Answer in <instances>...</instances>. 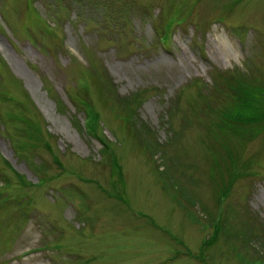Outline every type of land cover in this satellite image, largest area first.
<instances>
[{
  "label": "rangeland",
  "instance_id": "1",
  "mask_svg": "<svg viewBox=\"0 0 264 264\" xmlns=\"http://www.w3.org/2000/svg\"><path fill=\"white\" fill-rule=\"evenodd\" d=\"M233 70L264 87V0H0V264H264Z\"/></svg>",
  "mask_w": 264,
  "mask_h": 264
},
{
  "label": "trees",
  "instance_id": "2",
  "mask_svg": "<svg viewBox=\"0 0 264 264\" xmlns=\"http://www.w3.org/2000/svg\"><path fill=\"white\" fill-rule=\"evenodd\" d=\"M255 86L262 87L254 83L250 77H245L244 74L240 75L239 71L233 70L228 75L227 82H224L222 86H218L215 90L221 93V96L225 95L232 100L231 103L233 105L231 104L223 110L218 109L221 120L216 122V124L219 129L225 131L228 137L234 138L235 147L240 144L238 141L239 139L250 140L252 138V134L254 133L253 131H249V128H256L258 124L264 123V95L262 94L264 92V87L259 89ZM258 98L259 100L257 102ZM228 137L224 136L225 139ZM235 154L233 149L230 148L228 150L230 160L233 158L236 159ZM217 162L216 166L222 168V164L218 160ZM226 171H228L227 168L223 169V171L221 170L220 174L217 175V178L219 177L225 182L223 188H225L227 182L231 180L230 175Z\"/></svg>",
  "mask_w": 264,
  "mask_h": 264
}]
</instances>
